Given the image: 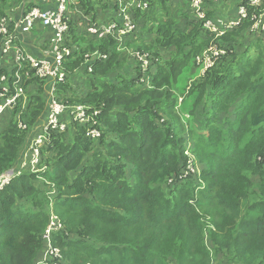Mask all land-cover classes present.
Listing matches in <instances>:
<instances>
[{"label":"trees","instance_id":"16d2710c","mask_svg":"<svg viewBox=\"0 0 264 264\" xmlns=\"http://www.w3.org/2000/svg\"><path fill=\"white\" fill-rule=\"evenodd\" d=\"M104 1L78 0L93 15ZM147 1L148 10H136L134 18L143 14L140 18L156 21L158 15L154 38L138 42V31L120 44L107 36L97 45L84 43L65 64L72 72L89 66V52L107 55L93 64L90 92L75 94L70 83L62 87L71 105L102 110V135L91 139L87 126L78 123L71 140L68 130L53 133L36 170L21 171L0 191V264H35L52 214L62 225L51 232L60 257L44 264H214L220 253L228 264H264V30L240 40L247 30L251 34L249 17L219 38L228 53L193 82L180 103L183 108L191 101V141L167 121L172 116L188 125L176 114L171 88L197 64L196 56L213 37L193 19L189 0ZM211 3L208 16L217 18ZM6 7L2 0L0 18ZM263 12L251 8L249 14ZM126 48L153 56L151 87L139 82L144 74ZM3 74H9L13 87L14 70L10 73L0 58ZM46 111L40 93L27 107L11 111L0 133V175L20 168L17 160L30 128ZM223 114L226 126L220 122ZM21 121L27 128L19 127ZM188 141L207 164L196 180L179 177L189 150L193 153ZM45 183L59 190H48L51 200Z\"/></svg>","mask_w":264,"mask_h":264},{"label":"built area","instance_id":"2783aa9c","mask_svg":"<svg viewBox=\"0 0 264 264\" xmlns=\"http://www.w3.org/2000/svg\"><path fill=\"white\" fill-rule=\"evenodd\" d=\"M74 1L41 0L45 4L52 3V7L33 6L19 19L7 14L0 18V55L5 57L12 56L16 79L12 87L9 82V74H3L0 77V119L6 112L13 111L22 104L24 89H21V84L23 80H53L56 83L55 85L67 83L69 74L65 64L70 57L74 56L75 52L68 44L70 25L68 23L67 10L69 4ZM211 1L227 4L231 0H189L188 8L193 19L199 23L202 31L213 37L205 50L196 56V61L203 65L206 70L214 66L222 56L228 53V46L219 40L227 32L240 27L249 17H251L250 19L253 22L250 27L252 32L264 30V12L260 14L254 13L251 16L249 14L251 8L264 10V0H234L236 14L227 18H210L208 16V2ZM116 3L120 7V18L107 23L90 22L88 31L93 37L100 40L111 36L117 39L120 44H123L124 41L139 31L134 12L136 10H148L149 2L147 0H116ZM215 5L218 6V3ZM38 22L53 30V39L49 50V54L53 56L52 59L38 58L30 54L18 42L20 35L31 32ZM130 55L144 74L140 77L139 82L146 87H151L152 80L149 71L153 56L149 52L135 49L130 52ZM85 57L89 60L87 70L92 72L93 64L105 60L107 55L95 51L87 53ZM47 108L46 122L23 152L20 159V168L9 169L0 175V191L10 184L12 178L20 174L21 171L30 169L34 172L36 170L41 159L42 148L51 142L52 134L67 131L69 122L66 120V116L69 109H71L73 114L72 123L87 126V137L95 140L101 137L102 130L101 122L99 121L102 114L101 109L83 103L71 105L55 92L49 95ZM19 127L25 129L27 125L21 121ZM187 171L189 169L186 168L179 177L186 178L187 176L183 175V173H187ZM172 181L173 179H170V182ZM51 218H56V221L52 223L46 230V234H44L45 254L48 255L44 261L51 256L60 257L58 249L51 245V232L62 225L55 214H52Z\"/></svg>","mask_w":264,"mask_h":264},{"label":"crops","instance_id":"0c3cea01","mask_svg":"<svg viewBox=\"0 0 264 264\" xmlns=\"http://www.w3.org/2000/svg\"><path fill=\"white\" fill-rule=\"evenodd\" d=\"M6 1H7V7H6L5 14L11 15L15 19L21 18L23 14L29 8H32L33 6H42L44 8L52 7V3L45 4V3H42L41 0H6ZM92 1L94 2L95 0H92ZM1 3H2V0H0V4ZM216 3H218V6L215 5ZM104 4L106 6L104 8H98L96 15L87 14L84 11L83 5L80 2H78V0H75L74 2L69 4L68 10H67V18H68V23L70 25V30L68 34V44L71 46V48L76 53L80 52L81 47H84V43H89L91 41L95 45L99 43L100 39L93 37L88 31V26L90 22L95 21L99 23H107L112 20H116L120 18V15H119L120 7L116 3V0H106L104 1ZM210 5L213 8L217 7L218 15H219L218 18L220 17L227 18V17L234 16L236 14V5H235L234 0L229 1L227 4L224 2H221V3L212 2ZM93 16L95 18H93ZM140 16L136 18L137 24L140 30L142 28H145V29L141 31L139 30V32L136 34V39L138 42L140 40L149 41L155 37V34L153 33L155 31V27H153V25L157 24L158 15L155 14L156 21H153L152 19H147V17L145 19L143 17L140 18ZM152 27H153V31H149V29H151ZM247 32H249V30H247ZM250 32H251L250 36H254L255 34L260 36L262 34L260 31L252 32L250 30ZM52 39H53V30L49 27L44 26L42 23L38 22L31 32L20 35L18 42L20 43L21 47L27 50L30 54L38 58L52 59L53 56L49 54ZM80 43H83V44L80 45ZM133 49L135 48H126L125 50H127V52L130 54V52ZM161 52L164 57H168L169 55L168 51L162 50ZM166 52H168V55H165ZM74 57L76 58V55H74L73 57H70L67 63L72 62V60H74ZM0 58L2 59L3 66H5L8 69V71L11 73L14 70L12 56L5 57V56L0 55ZM132 59L134 58L132 57ZM67 71L69 74V79L67 83H70V86L73 89L75 94L85 95L91 91V86L89 85L90 72L87 70V67H84V68L77 67L73 69L72 72L69 70ZM132 73L136 74L135 69H132ZM26 82L27 83L24 85L21 84V89H24L27 91L37 89L39 90L38 93L43 94L47 101H48L49 95L52 92H55L62 99H64V96L66 95L62 93V87L66 86L67 83H60V84L55 85L56 83L53 80H44V81H41V82H44V84L39 85L38 82L36 81L35 82L26 81ZM38 93L33 92L31 95H29L30 99L28 100L27 104H29L33 96ZM21 103H22V100H21ZM4 116L5 115L1 117L0 123L2 122ZM44 123L45 121L44 122L40 121L41 125ZM40 128L41 126L39 127V129ZM18 162L19 160L17 161V164Z\"/></svg>","mask_w":264,"mask_h":264},{"label":"rangeland","instance_id":"374dc122","mask_svg":"<svg viewBox=\"0 0 264 264\" xmlns=\"http://www.w3.org/2000/svg\"><path fill=\"white\" fill-rule=\"evenodd\" d=\"M260 32H261V30H260ZM153 33L156 34L155 31ZM250 37H251L250 34H248L246 32V33H243L241 36H239V39L243 41L245 39H249ZM135 50H137V49H135ZM242 50H243V48L242 49L239 48L238 51H240V52H238V53H241ZM165 55H168V52H166ZM229 59H231V58H229ZM196 63L197 64H200L197 61H196ZM197 64H193L192 66H190L187 69H185V71L183 72V74L182 75H179L177 77V82L174 84L173 88H171L172 96H173L171 98L172 99H175V97L177 96L176 98L178 100L177 101V106L175 107L176 108L175 109L176 114L179 117L181 116L180 118L182 120H184V122L188 123V125L185 126L182 123V121H180L179 124H178L177 123V120L174 117H172V116H169L167 118V121L170 124H172L171 122L173 121L174 124H175V128H180L179 131H182L181 134H185V138H187L188 140H191V141H192V139L190 138V135H189V133L187 131V130L190 129L191 124H192V120H193V115L190 113L191 101L189 100L188 104H183V108L180 105V103H182L184 101V98H185V95H186V94H183V93L189 91L190 88H191V86H192V84H193V82L196 81L197 79H199L198 77H200L201 74H203L204 72L207 71L203 65L202 66L201 65H198V68H197ZM132 69H134L133 68V65H131V67H129V70H130L131 76L134 78V77H136V74H133L132 73ZM114 82L115 83H118V81H114ZM38 84L39 85H42L40 83H38ZM38 91L39 90H37V89H33V90H29V91L23 90L24 96L22 97V105L24 107H27V105H28L27 102L30 99L29 95H31L33 92L38 93ZM207 111H209V109ZM230 116H233V115L230 114ZM224 117H225V114L221 115L220 122L222 123L223 126H226V122L224 121ZM10 118H11V111H8V112H6V114H5L2 122L0 123V124H2V125H0V133L4 131V129L6 128V126L9 123ZM40 119H41L42 122H44V121L46 122V119H47V111L41 116ZM72 119H73V114L71 112V109H69L68 110V113H67V116H66V120L69 122L68 129H67L68 131L67 132L65 131L66 132V135H67V137H68L69 140H71L72 137H73V135H74V126H75V124L72 123ZM99 121L101 122V125H102L101 118H99ZM44 124L41 125L39 123V124L34 125L33 127L30 128V131L28 133L27 140H26V142L24 143V145H23V147L21 149L20 156H19V161L21 159L22 153L26 150V148L29 145V140L32 139V137L37 134V132L39 130V127L40 126L43 127ZM191 141H188L187 142V145L190 146L189 148L193 152V153H191L190 150L188 152V155L190 156V159H189V163H188L187 169H189V171H187V173L186 172L183 173V175H185L187 177H194V179L196 180V179H199L200 178L201 170H203V168L204 169L207 168V164L204 163V162H200L198 160V158L196 157L193 149L191 148V146H193L192 143H191ZM194 157H196V159ZM171 184H173V182H171ZM46 186H47V184H46ZM50 186L51 185H49V189H48V186H47V189L46 190H47V194H48V196L50 197V200H51L54 197H53V195H49L50 193H49L48 190H52V193L53 194H57L59 190H58V188H54V187H50ZM52 202H51V205H50V203L48 205H46L48 207V209L53 208ZM54 221H56V218H52L51 219V221L48 224L47 229L52 225V223ZM45 234H46V232H45ZM45 250H46V248L44 247L43 253L42 254H39V256H38L35 264H42L43 262H45L44 259H46L48 257V255L45 254ZM228 262H229L228 261V258L225 257L222 253H220L218 255V260L216 259L215 262H214V264H228Z\"/></svg>","mask_w":264,"mask_h":264},{"label":"clouds","instance_id":"9594fccd","mask_svg":"<svg viewBox=\"0 0 264 264\" xmlns=\"http://www.w3.org/2000/svg\"><path fill=\"white\" fill-rule=\"evenodd\" d=\"M151 86H152V84H151ZM148 87H150V86H148ZM45 242V241H44Z\"/></svg>","mask_w":264,"mask_h":264}]
</instances>
